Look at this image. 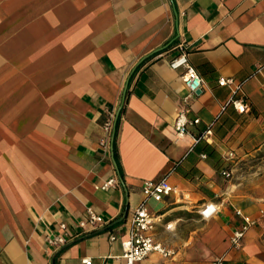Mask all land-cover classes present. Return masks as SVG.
<instances>
[{"label": "crops", "instance_id": "0c3cea01", "mask_svg": "<svg viewBox=\"0 0 264 264\" xmlns=\"http://www.w3.org/2000/svg\"><path fill=\"white\" fill-rule=\"evenodd\" d=\"M182 52L204 84L185 117L200 123L179 136L187 89L170 60ZM263 63L264 0H0V264H127L142 185L163 176L182 195L147 206L176 253L136 264H264ZM239 95L247 112L224 108ZM108 111L116 154L102 145ZM88 209L105 223L76 236ZM245 217L257 222L234 246Z\"/></svg>", "mask_w": 264, "mask_h": 264}, {"label": "built area", "instance_id": "2783aa9c", "mask_svg": "<svg viewBox=\"0 0 264 264\" xmlns=\"http://www.w3.org/2000/svg\"><path fill=\"white\" fill-rule=\"evenodd\" d=\"M171 68L178 70L183 69V80L187 89V93L183 97V106L181 109V114L179 119L176 122V130L179 136H183L188 132V124H199L200 118H195L189 120L186 117L188 113L192 110V102L197 95V92L202 89L204 80L197 69L190 64L188 60V55L185 52L177 55L176 57L170 60ZM264 71V63L260 64L256 70L257 73H262ZM219 85L221 86H230L235 93H237L241 88L242 84L238 82L233 77H221L219 79ZM232 105L238 112L244 113L250 109V104L247 101L246 97L243 95L232 97L224 106ZM117 122V113L115 111H108L105 122L104 129L107 133V137L102 140V145L105 149H109L113 146L115 127ZM212 134L211 127L197 137L196 141L201 139H207V136ZM112 145V146H111ZM233 154L230 153L228 157H232ZM202 157H206L205 154ZM223 176L227 179L232 178V170L224 169L222 172ZM118 184L117 177L109 179L105 184L104 188L108 189L111 186H116ZM143 200L135 208L132 218L131 225L128 233V237L123 242V255L122 257L126 260L127 264H136L139 261L146 259L151 253L158 252L163 257L173 258L175 256V250L167 246L163 241H161L157 234V224L159 222V216L152 213L148 206L147 202L150 199L155 201H162L165 197L171 195H182V191L178 186L173 185L169 182L167 176H163L158 180H145L142 185ZM218 210V204L216 202L206 203L203 208L200 210V214L207 218L212 213ZM256 219H251L248 217L244 218V223L242 226L233 232L231 237V242L234 246H239L241 244L242 238L246 231L256 224ZM105 223L104 218L88 209L87 218L81 220L78 224L79 231L76 236H82L90 231L92 228H95L98 225H103ZM61 229L66 230V224H61ZM165 228L170 231L173 229L171 224H166ZM112 239H115L112 236ZM46 241L51 246H61L67 243V238L64 234H54L50 233L46 235ZM78 264H94L93 259L90 257L84 258ZM214 264H224L223 259H217Z\"/></svg>", "mask_w": 264, "mask_h": 264}, {"label": "trees", "instance_id": "16d2710c", "mask_svg": "<svg viewBox=\"0 0 264 264\" xmlns=\"http://www.w3.org/2000/svg\"><path fill=\"white\" fill-rule=\"evenodd\" d=\"M118 121H119V117H118V119H117V122H116V127H115V135H116V133H117V128H118ZM116 138V137H115ZM114 147V150H115V154H116V140L114 141V145H113Z\"/></svg>", "mask_w": 264, "mask_h": 264}, {"label": "rangeland", "instance_id": "374dc122", "mask_svg": "<svg viewBox=\"0 0 264 264\" xmlns=\"http://www.w3.org/2000/svg\"><path fill=\"white\" fill-rule=\"evenodd\" d=\"M261 162V159L256 158V161L254 162V164H259ZM244 170V169H243Z\"/></svg>", "mask_w": 264, "mask_h": 264}, {"label": "water", "instance_id": "95a60500", "mask_svg": "<svg viewBox=\"0 0 264 264\" xmlns=\"http://www.w3.org/2000/svg\"><path fill=\"white\" fill-rule=\"evenodd\" d=\"M201 90H199L197 93H199Z\"/></svg>", "mask_w": 264, "mask_h": 264}]
</instances>
